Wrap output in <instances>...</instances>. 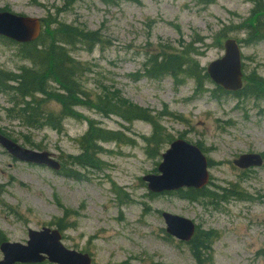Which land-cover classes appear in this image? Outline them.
I'll list each match as a JSON object with an SVG mask.
<instances>
[{
    "label": "rangeland",
    "instance_id": "obj_1",
    "mask_svg": "<svg viewBox=\"0 0 264 264\" xmlns=\"http://www.w3.org/2000/svg\"><path fill=\"white\" fill-rule=\"evenodd\" d=\"M69 2L0 0V9L38 18L42 27L56 22L96 33L99 42L91 48L76 44L70 50V57L90 69L85 76L87 87L100 92L117 90L131 106L148 110L168 140L150 156L145 150L154 145L144 140L153 133L149 123L134 120L129 126L81 108L77 111L83 119H64L60 130H25L6 116L12 104L6 94H0L1 133L27 150L48 152L60 167L69 169L67 178L44 167L18 163L0 146L1 240L22 245L28 231L47 227L60 232L65 249L87 253L92 264H197L188 245L165 233L161 218L165 212L191 220L203 235L210 233L199 264H264V166L242 172L232 164L241 154L264 155V100L236 97L208 80L198 87L195 80L183 77L178 82L168 76L150 79L143 70L154 55L184 51L203 75L206 66L223 56L224 40L234 39L242 54L243 85L249 91L253 86L246 80H264V41L245 45L241 41L246 34L238 29L246 22L252 3ZM18 50L17 44L0 38V70L15 75L28 66ZM47 107L60 111L55 102ZM88 120L98 128L121 133L126 142L98 144L100 170L71 163L83 155L76 140L86 135ZM181 139L202 150L210 175L202 192L214 197L189 202L174 193L148 192L142 178L156 175L161 154L172 141ZM226 194L231 197L221 201ZM57 222L61 228L55 226Z\"/></svg>",
    "mask_w": 264,
    "mask_h": 264
},
{
    "label": "trees",
    "instance_id": "obj_2",
    "mask_svg": "<svg viewBox=\"0 0 264 264\" xmlns=\"http://www.w3.org/2000/svg\"><path fill=\"white\" fill-rule=\"evenodd\" d=\"M73 1L70 0L69 3ZM248 1L252 3L253 9L246 22L238 27L246 34V38L241 42L245 45L258 44L264 41V2L263 0ZM51 24L54 28L50 27ZM43 27L45 29L36 42L18 45L19 55L23 61L29 63L28 66L20 68L15 75L0 70V94H6L12 104L5 110L6 116L13 121H18L25 130L31 128L60 130L64 119H83L77 111L80 108L92 111L105 119L117 118L129 126L134 120L147 122L152 126L153 133L150 138L144 140L146 144L154 145V147H147L145 152L150 156H155L154 151L158 153L159 151L156 149L161 144L167 143L168 140V136L163 134L164 130L158 124V119L152 117L148 110L131 106L125 102L117 90H107V88L100 92L89 89L85 84V76L90 73L89 67L86 63L82 64L70 57V50L76 44H85L91 48L99 42V37L95 36L96 33H88L77 27L56 22L46 23ZM219 35L220 33H218V37ZM219 38H224V36ZM196 66L195 60L181 51L161 56L154 55L145 62L143 70L145 77L150 79L168 76L178 82L179 77H183L188 80L193 79L198 87H203L204 82L209 79L205 73L202 75L203 70L197 73ZM249 80L253 88L248 91L245 89L248 86H243L235 96L251 95L256 99L264 100V80L256 77L246 81ZM51 102H55L60 111L55 112L48 109L47 106ZM87 122L86 135L76 140L83 155L71 159V163L82 168L90 167L100 170L102 162L98 156L102 149L98 147V144L111 142L123 144L126 142L123 141L124 136L121 133L98 128L97 123L92 120ZM0 135H3L1 131ZM148 148H151L150 152ZM59 174L69 178V169L62 168ZM174 194L189 202L215 196H205L204 192L191 189L180 190ZM122 197L126 199L127 195H122ZM230 197V194H226L221 196L220 200L223 201ZM64 214L68 216L73 213L64 212ZM55 226L61 228L58 222ZM196 231L195 236L186 244L199 264L203 256L201 251L208 244L210 233L203 235L198 230ZM0 242H2L1 235Z\"/></svg>",
    "mask_w": 264,
    "mask_h": 264
},
{
    "label": "water",
    "instance_id": "obj_3",
    "mask_svg": "<svg viewBox=\"0 0 264 264\" xmlns=\"http://www.w3.org/2000/svg\"><path fill=\"white\" fill-rule=\"evenodd\" d=\"M40 30V21L37 18L20 17L0 11V37L25 44L37 40ZM223 55L207 66L208 78L223 90L238 91L242 78L238 43L232 39L225 40ZM0 146L18 162L44 166L53 171L60 170L54 156L47 152L27 150L1 135ZM161 159L157 169L158 175L148 174L142 178L148 191L160 194L184 188L202 189L207 185V161L196 146H191L183 140L174 141L161 155ZM233 164L239 169L259 167L262 158L257 154L241 155ZM161 217L165 223V232L169 236L185 243L192 238L194 225L190 220L168 213H162ZM27 239L25 245L2 243L0 252L3 259L0 264H36L46 260L53 264H91L87 254L67 250L62 246L58 230L45 227L41 231H28Z\"/></svg>",
    "mask_w": 264,
    "mask_h": 264
}]
</instances>
